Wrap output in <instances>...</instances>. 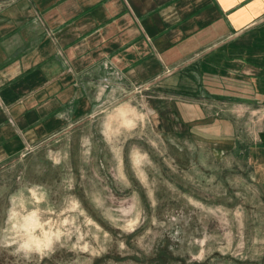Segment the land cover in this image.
<instances>
[{"label": "rangeland", "instance_id": "374dc122", "mask_svg": "<svg viewBox=\"0 0 264 264\" xmlns=\"http://www.w3.org/2000/svg\"><path fill=\"white\" fill-rule=\"evenodd\" d=\"M190 71L0 155V264H264V103Z\"/></svg>", "mask_w": 264, "mask_h": 264}, {"label": "crops", "instance_id": "0c3cea01", "mask_svg": "<svg viewBox=\"0 0 264 264\" xmlns=\"http://www.w3.org/2000/svg\"><path fill=\"white\" fill-rule=\"evenodd\" d=\"M172 68L263 104L264 0H0V155Z\"/></svg>", "mask_w": 264, "mask_h": 264}]
</instances>
